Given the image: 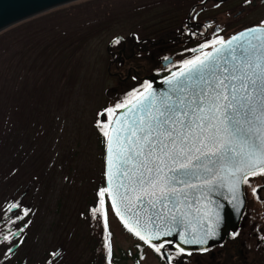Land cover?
<instances>
[{
	"label": "rangeland",
	"instance_id": "1",
	"mask_svg": "<svg viewBox=\"0 0 264 264\" xmlns=\"http://www.w3.org/2000/svg\"><path fill=\"white\" fill-rule=\"evenodd\" d=\"M180 1L181 10L175 0H77L0 32V264H50L60 245L59 264H80L89 256V232L104 238L100 215L89 211L98 207L104 173L97 143L108 121L103 111L131 103L124 91L133 77L149 74L167 54L150 41L170 40L171 20L178 30L201 0ZM212 15L223 33L252 20L229 21L221 8ZM108 209L115 254L139 252L141 264H163Z\"/></svg>",
	"mask_w": 264,
	"mask_h": 264
},
{
	"label": "snow or ice",
	"instance_id": "2",
	"mask_svg": "<svg viewBox=\"0 0 264 264\" xmlns=\"http://www.w3.org/2000/svg\"><path fill=\"white\" fill-rule=\"evenodd\" d=\"M209 43L221 47L185 60L186 71L169 79L166 91H149L131 105V115L117 116L110 131L101 128L108 139L107 164L114 171L105 172L110 186L98 190V203L107 194L122 222L124 214H131L133 226L125 222V228L158 252L172 241L158 245L150 241L174 233L179 237V244L173 245L176 255H192L181 244L205 245L216 237L223 205L217 206L214 223L202 236L187 238L182 225L188 215L185 205L198 204L222 187L223 173L235 176L248 169L244 182L247 175H264V28H249L227 41ZM101 123L97 120L98 127ZM114 178L120 182L114 183Z\"/></svg>",
	"mask_w": 264,
	"mask_h": 264
},
{
	"label": "flooded vegetation",
	"instance_id": "3",
	"mask_svg": "<svg viewBox=\"0 0 264 264\" xmlns=\"http://www.w3.org/2000/svg\"><path fill=\"white\" fill-rule=\"evenodd\" d=\"M175 4L178 10L182 9L183 4L180 0H175ZM219 8L224 11V14L227 15L226 18L229 21L239 20L244 16H251L252 20L241 26L239 25L229 33H223L217 23L219 19L212 15L215 11H219ZM205 14H207L206 17ZM171 22L172 26L169 28L170 30H168L166 35L167 37L172 36L170 40L161 38V46L150 41L153 45L152 47H158L159 50L162 49V52L166 49L167 54L148 70L144 68L145 71H149V74L135 75V77H133L131 85H129V88L124 91L126 96L128 95V97H130L137 94L142 95L148 89V84L153 85L152 81L145 79L146 77L157 76L169 72L177 73L183 70L186 68L183 63L185 60L192 59L197 55L202 56L203 53L209 52L213 47L219 45V43L210 44L209 42L211 41H226L233 35L253 27L264 28V23H262L264 22V0H251L250 3L248 0H201L193 4L185 16L183 14V18L179 20V24L177 25L179 26L178 30H173V20H171ZM201 44H208V46L201 49ZM165 57L169 59L165 60ZM144 69L139 70V72H143ZM131 76L132 75L129 72L128 77ZM140 80H143V82ZM255 178H260L261 182L258 186L253 185L249 189L248 185L250 184V181ZM103 180L104 173L102 174V183ZM253 188L256 189L255 194L253 193ZM244 192L246 196V207L241 219L240 227L236 232L237 235L233 236L231 233L222 244L209 248L207 251H186L192 253L190 256L184 254L176 255L177 249L166 245L164 251L167 253L168 258L169 254L173 257L172 259H169L170 264H199L201 259L206 260L204 264H264V224L261 228L262 225L258 219V214L260 213L264 220V175L256 174L248 176L246 185H244ZM255 201L258 202V206L260 207L254 208ZM96 203L98 204V207L96 206L95 208L99 209L100 203ZM92 209L89 210L90 214L93 213ZM108 211L109 209L106 210L105 221L110 234V241L108 243L109 248L106 251L105 244L103 243L104 238L97 242L91 235V232H89L90 240L88 241L87 248L89 256H87L85 262L83 261L80 264H141L140 261L142 260L143 255L139 252L132 253L127 250L120 251L118 256L115 254L113 235L109 224V218L107 216ZM95 213H93V215ZM102 213L104 214V212ZM88 218L91 221L92 217ZM98 219L101 220L100 217H98ZM256 220H258V222H256ZM121 227L129 237L135 240V242L152 251V254L154 256L156 255V258L163 264H168L161 254L162 249H160L159 252L154 250L149 244H145L130 234L122 225ZM100 230L101 232L103 231L101 227ZM99 245H101V247ZM62 249L63 245H60L56 254L49 262L50 264H59V262L64 259L65 252ZM12 255V252H10L7 256L11 257ZM118 259L120 260L119 262L116 261ZM18 263L19 261L15 264ZM20 264H23V262ZM63 264L65 263L63 262Z\"/></svg>",
	"mask_w": 264,
	"mask_h": 264
},
{
	"label": "water",
	"instance_id": "4",
	"mask_svg": "<svg viewBox=\"0 0 264 264\" xmlns=\"http://www.w3.org/2000/svg\"><path fill=\"white\" fill-rule=\"evenodd\" d=\"M74 1L77 0H0V32L26 19H29L31 17H34L36 15L42 14L46 11L52 10L54 8L60 7L62 5ZM246 30H243L241 32H245ZM239 33L235 35H238ZM252 35H259V33L248 34L246 37L242 39L244 40L250 39ZM236 43H238V41L233 42V44ZM216 47L217 48L221 47V45L219 44ZM209 52H212V49ZM182 71H186V68H184L183 70L177 73L169 72L157 76L146 77L145 79H148L153 82L152 88L145 91L137 99L141 98L144 95H147L149 91H155V92L166 91L170 87L167 81L169 79H175V77L179 76ZM136 100H134L127 106L121 108L116 113L111 123L109 131L113 126H115V120L117 116H121V118H123L121 114L128 112V109L131 108V105L135 103ZM128 114L131 115L130 112H128ZM108 159H109V152H108V139H107L106 147H105V155H104L105 187L110 186L109 181L105 176V172L114 171V169H110L108 167L107 164ZM247 172L248 169H244L242 172L236 173L235 176H229L227 175V173H223V175L226 178L222 181L223 184L222 187H218L215 190V192L208 195L207 198L201 199L198 204L193 203L191 207H187V204L185 205L184 210L188 213V215L185 217V223L184 225H182V228L185 230L187 238L191 239L203 235V230L207 229L210 224L214 223L213 217L215 211L217 210L218 205H223V208L220 209L223 219L220 226L216 229L218 234L216 235L215 238H209L207 244L205 245L181 244L180 247L185 248L186 251H200L201 248L209 249L222 244L231 233H236L238 231L246 207V196L244 193V176ZM248 176L250 175H247V177ZM113 182L119 183L120 182L119 178H114ZM196 183H199V181H196ZM121 191H123V189H121ZM108 201L112 209V201L109 198ZM197 208H199L200 210L199 212H197L196 210ZM112 211L124 228H125L124 226L125 222L129 223L130 226H133L132 222L129 220V216L131 215L130 213L124 214L123 216L124 222H122L121 217L117 216L116 212L113 209ZM205 213H207V215H205ZM146 218H147V214L144 215L145 220ZM125 229L127 230V228ZM129 233L135 236L137 239H139L132 232ZM19 234L20 231H18L14 236L17 237ZM144 234L146 236L149 235L147 230L144 232ZM165 240L172 241V244H165V246L169 245L171 248H174L173 245L179 244V237L176 233H174L171 236L162 237L161 240H152L150 241V243L158 245ZM161 254L163 258L166 260V262L170 264L169 258L167 256V253L164 251V248L162 249Z\"/></svg>",
	"mask_w": 264,
	"mask_h": 264
},
{
	"label": "trees",
	"instance_id": "5",
	"mask_svg": "<svg viewBox=\"0 0 264 264\" xmlns=\"http://www.w3.org/2000/svg\"><path fill=\"white\" fill-rule=\"evenodd\" d=\"M140 95L139 94H137V95H135V96H130L129 98H130V102H132V101H134L135 99H137L138 97H139ZM125 97H128V96H125ZM108 108H110V107H108ZM115 110H119V109H114V111ZM103 115H105V117H107L108 118V121L106 122V124H104V126L102 127V125H101V127L102 128H104V130L105 131H109V128H110V125H111V122H112V120H113V116H114V114H113V112L112 113H108V112H106V111H103ZM111 120V121H110ZM110 121V123L108 124V122ZM101 127L99 128V130H98V141H97V143H98V145H99V147H100V149H101V151H102V159H103V161H104V153H105V147H106V140H107V137H105L104 135H102V132H101ZM246 184V183H245ZM101 187H105V183H104V180H103V183H102V185L100 186V188ZM108 206H109V202H108V198H107V194H105V197H104V202L101 204L100 203V206H99V209H98V211H96V213L94 214L95 215V217L97 216V215H100L99 217L101 218V220H100V222H99V226L101 227V229H103V236H104V241H103V243L104 244H106V241H107V245H108V243H109V241H110V234H109V231H108V228H107V233H108V235L106 236V234H105V224H106V221H105V217H106V209L108 208ZM102 212H104V214L102 213ZM8 213V212H7ZM256 222H258V220H256ZM2 225H3V222H0V227H2ZM1 231H2V229H0V233H1ZM109 248V246L108 247H105V249H106V251H107V249ZM116 261H120L119 259L118 260H116ZM106 262H107V255H106ZM115 262V261H114ZM116 263V262H115ZM123 264H126V263H123Z\"/></svg>",
	"mask_w": 264,
	"mask_h": 264
}]
</instances>
